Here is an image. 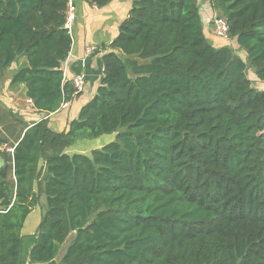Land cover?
<instances>
[{
	"label": "trees",
	"instance_id": "obj_1",
	"mask_svg": "<svg viewBox=\"0 0 264 264\" xmlns=\"http://www.w3.org/2000/svg\"><path fill=\"white\" fill-rule=\"evenodd\" d=\"M210 1L247 60L214 46L198 0H134L67 130L47 117L11 142L0 128V264H264V89L247 74L264 82V0ZM67 10L0 0V75L26 57L10 85L48 115L79 94L63 69ZM107 134L89 155L65 152ZM42 198L27 255L23 230Z\"/></svg>",
	"mask_w": 264,
	"mask_h": 264
},
{
	"label": "crops",
	"instance_id": "obj_2",
	"mask_svg": "<svg viewBox=\"0 0 264 264\" xmlns=\"http://www.w3.org/2000/svg\"><path fill=\"white\" fill-rule=\"evenodd\" d=\"M133 2L134 0H112L104 7H97L84 0H73L75 20L70 31L73 43L69 56L63 62V69L66 80H72L76 75L82 74L85 84L83 90L79 92L73 101L68 103L67 107L49 115L42 113L34 107L32 100L25 96L24 84L10 85L13 74L20 67L27 64V61H24L23 58H21L19 64L17 63L18 61L14 62L13 69L11 65L0 75V113H6V117L0 119V128L4 129L11 142H15V139L11 137L12 134H18L20 131L26 130L47 117L52 130L57 132L67 130L69 122L78 116L82 106L96 95L104 75L103 56L109 51L108 46L118 35L120 24L128 15ZM198 5L201 19L207 32L208 28L212 29L215 11L210 0H198ZM214 39L216 43L221 42L220 44H214L210 39L216 47L230 45L224 42V39L216 37ZM89 46L96 47V50L91 54L86 50ZM5 126L9 130H5ZM10 146L11 144L8 145V147ZM4 148L5 144L0 145V149ZM65 152L74 153L67 151V149ZM79 152L90 154L87 150L82 149ZM43 206L37 207L31 213L23 230L27 255L33 245L35 233L41 221ZM58 263L59 259L57 258L55 262L47 264ZM25 264L34 263H31L27 258Z\"/></svg>",
	"mask_w": 264,
	"mask_h": 264
},
{
	"label": "rangeland",
	"instance_id": "obj_3",
	"mask_svg": "<svg viewBox=\"0 0 264 264\" xmlns=\"http://www.w3.org/2000/svg\"><path fill=\"white\" fill-rule=\"evenodd\" d=\"M218 14H219V12L218 13L215 12L214 19L216 17H219ZM211 28L212 29H209V28L207 29V34H208V37H210V39L214 42V44H220L221 43V42L216 43V41L214 39L215 37L218 38V39H224V42H227V44H230V45H232V47H234L236 53L242 59L247 60V52L245 50H241L239 48V45H238L236 40L229 39V38H224L222 35H220L218 30H217L216 23H214V22H213ZM21 58H23L24 61H26V57H20L18 59V62H17L18 64L20 63ZM142 62L143 61H139V63H142ZM15 66H16V64H15ZM13 68H14V63L12 64V69ZM247 74H248V77L253 80V85L255 87H257L258 89H264V82H262V81H260L258 79V77L255 74L254 68H252L251 66H248ZM115 137H116L115 134H107V135H105V136H103L101 138H98V139L94 140V141H92V140H80V141H77V143L75 145H72V146H70V147H68L66 149H67V151H69L71 153L72 152L79 153L80 149L87 150V152H92L93 149L101 148L102 145L113 141L115 139ZM42 199L43 200H41L42 203H41L40 207L42 205H44L45 208H46V203H47L46 199L45 198H42ZM73 238H74V233H71L69 235L68 239L66 240V242L62 245V248H61V251H60V254H59L60 256L62 254H64V252L66 251L68 245L73 240ZM58 259H59V257H58Z\"/></svg>",
	"mask_w": 264,
	"mask_h": 264
},
{
	"label": "built area",
	"instance_id": "obj_4",
	"mask_svg": "<svg viewBox=\"0 0 264 264\" xmlns=\"http://www.w3.org/2000/svg\"><path fill=\"white\" fill-rule=\"evenodd\" d=\"M75 20V10H74V5H73V0H68V10H67V17H66V23L65 26L69 29V31L72 30V26ZM214 23H216L217 30L220 35H222L224 38H228V25L223 17H216L214 19ZM87 52L91 54L96 50L95 46H89L87 47ZM74 86L76 87L77 91L80 92L84 88V77L82 74L76 75L72 79ZM69 102H63L61 104V108H65L68 106ZM7 150L13 152L14 148L13 147H8Z\"/></svg>",
	"mask_w": 264,
	"mask_h": 264
},
{
	"label": "water",
	"instance_id": "obj_5",
	"mask_svg": "<svg viewBox=\"0 0 264 264\" xmlns=\"http://www.w3.org/2000/svg\"><path fill=\"white\" fill-rule=\"evenodd\" d=\"M4 165V160L3 158H0V166H3Z\"/></svg>",
	"mask_w": 264,
	"mask_h": 264
}]
</instances>
